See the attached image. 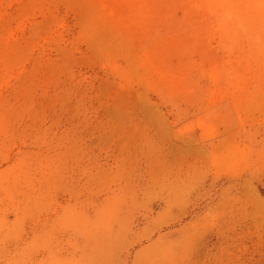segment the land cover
<instances>
[{"label":"rangeland","instance_id":"1","mask_svg":"<svg viewBox=\"0 0 264 264\" xmlns=\"http://www.w3.org/2000/svg\"><path fill=\"white\" fill-rule=\"evenodd\" d=\"M0 264H264V0H0Z\"/></svg>","mask_w":264,"mask_h":264}]
</instances>
